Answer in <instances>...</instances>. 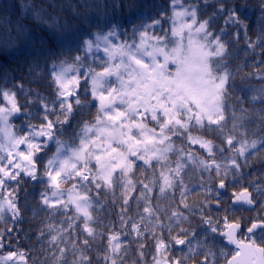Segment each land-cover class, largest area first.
Segmentation results:
<instances>
[{"label": "snow or ice", "instance_id": "snow-or-ice-1", "mask_svg": "<svg viewBox=\"0 0 264 264\" xmlns=\"http://www.w3.org/2000/svg\"><path fill=\"white\" fill-rule=\"evenodd\" d=\"M178 2L172 0L171 37L167 31L164 35L149 32L161 23L156 19L150 25L134 26L132 42H113L112 38L117 36L116 25L106 33L89 34L88 39L81 40L77 32L58 37L62 48L66 47L68 52L75 49L80 54L75 55L71 62L62 60L59 65L53 64L51 75L57 98L52 101V107L43 102V97L37 93L36 97L42 101L41 112L25 111L16 91L0 87V190H7L9 182L16 186L0 200V218L5 212H10L14 220L20 215L17 199L20 184L25 178L44 183L46 177L51 197L47 189L41 193L43 204L49 207L61 204L64 208L74 205L78 214L76 219H83V231L95 238L96 233L90 226L93 222L90 197L87 192L81 195L77 186L113 188L120 183L115 179L119 175L123 178L124 203L127 204L128 196L136 187L129 176L134 174L135 168L141 167L136 164L139 160L146 166L141 167L142 172L153 169L152 179L143 184L141 198L148 200L146 193H151L152 186L157 184L160 194L166 196L168 190L183 185V163L178 161L174 169L170 167L168 154L176 151L172 136L187 137L189 144H198L208 153L209 158L198 163L210 177L214 172L219 180L216 189L209 187L206 191H215L216 208L224 207L225 214L215 220L206 217L203 222L219 237L220 257L225 264H264V200L258 199L264 197V185L256 184L255 195L248 187L233 191L231 204H227V198L224 201L220 199L230 186H235L234 181L241 169L239 160L243 158L246 161L248 155L264 149V137L249 140V130L244 128L240 132L235 124L232 132L225 136V99L231 76L226 70L221 72L226 45L219 35L212 38L214 34L208 30L211 17L198 21L196 8L177 11L175 5ZM246 9V4L231 8L221 4L219 11L228 12L225 23L247 29L248 25L242 19ZM259 10L264 21V0H260ZM184 17H190V22ZM137 34L138 42L135 39ZM100 51L105 58L96 56L93 64L99 61L98 65L85 63L89 55ZM170 65L175 66L174 70ZM82 86L85 94L90 93L92 101L98 102L93 105L96 115L91 122L84 121L81 131L73 137V144L78 139V145L70 146L58 135H63L64 126L71 123L75 112L82 107ZM256 99L264 104V89H260L259 97H253V100ZM57 103L59 109L56 108ZM261 111L264 112V109ZM20 115L37 122L15 128L11 120ZM259 122L264 125V116H260ZM193 131L215 132L218 137H223L227 148L202 136H193ZM53 142L55 151L44 164V175H41L38 165L43 157L39 154L47 153ZM180 151L183 152V149ZM225 151L230 152V156L227 165H222L217 162L216 156ZM189 158L192 159L190 154ZM157 167L160 169L158 177ZM230 175L233 181L228 180ZM71 180H75L76 184L68 192V202L62 204L59 199L64 195L61 184ZM186 192V188H181L182 198ZM184 207L189 205L185 203ZM203 207H209V204L205 203ZM254 209V216L235 215ZM144 212L151 216L154 209L146 206ZM181 217V213L173 211L170 220L175 218L179 225ZM73 226L70 224V227ZM133 231L139 235V226L133 224ZM180 232L185 239L174 237L175 243L184 245L187 230L180 229ZM51 239L55 242L57 236ZM84 245L85 249L89 245L87 238ZM225 245L232 247L226 250ZM3 246L0 243V248ZM121 250L119 237L110 235L107 253L111 255L106 253L104 260L118 264ZM162 250L167 252L169 246L159 241L156 244L157 255ZM188 251L199 255L195 248L189 247ZM64 252L65 249H60L61 256L56 264H60ZM187 258V253L176 259L166 256L163 261L154 257V264H184ZM218 258L217 253L209 250L203 253L199 264H216ZM0 264H27V258L23 252L8 251L6 255H0ZM73 264L92 262L85 250H81V255Z\"/></svg>", "mask_w": 264, "mask_h": 264}, {"label": "trees", "instance_id": "trees-1", "mask_svg": "<svg viewBox=\"0 0 264 264\" xmlns=\"http://www.w3.org/2000/svg\"><path fill=\"white\" fill-rule=\"evenodd\" d=\"M9 2L10 6L3 9L6 0H0V39L6 41L7 36L12 37L11 41L15 45L7 44L5 49H0V87L16 91L19 103L25 106L24 110L31 109L33 113H39L42 109V101L36 97L37 93L49 107H52V101L57 98L56 85L51 75L53 64L59 65L62 60L71 62L75 55L80 54L75 49L68 52L66 47L62 48L58 37L77 32L81 40L88 39L89 34L106 33L116 25L117 36L112 39L119 43L125 40L132 42L134 26L150 25L153 19L160 20L161 23L149 29V32L164 35L167 31L171 37L172 0H9ZM20 3L29 4L31 12L36 10L42 13L41 19L32 17L27 11L21 15L23 11L20 12ZM221 4L228 8L246 4L247 9L242 19L248 25L247 29L225 23L228 12L219 11ZM259 5L260 0H179L175 5V10L186 8L191 11L193 7L196 8L198 21L212 18L208 29L214 34L212 38L219 35L226 45V53L221 61L223 65L221 72L226 70L231 73L225 99L227 106L225 136L232 132L235 124L240 132L244 128L249 130V140L264 137L262 130L264 125L259 122L260 116H264V112L261 111L264 104L260 99L253 100V97L260 96V89H264V26H262L264 21L261 20ZM18 17L20 22L16 21ZM135 39L138 42V34ZM250 44L252 47H249ZM96 56L105 58L103 53L94 52V55L88 56L85 63L98 65L99 61L93 64ZM80 99L82 107L75 112L71 123L64 126L63 135H58L59 139L70 146L78 145V139L73 144V137L81 131L84 121L91 122L96 115V107L93 105L98 102L92 101L90 93L85 94L84 86L80 89ZM89 101H92V104H89ZM56 108L59 109L58 103ZM36 122L26 119L24 115L11 120L15 128ZM241 125L243 127H240ZM57 128L60 126L57 125ZM192 135L202 136L216 145L227 148V145L223 144V137H218L215 132L193 131ZM172 142L176 151L168 154L170 167L174 169L178 161L183 163V185L175 190H168L166 196L160 194L157 184L152 186L151 193H146L148 200L141 198L143 184L152 179L153 169L148 168L142 172L141 167L146 166L139 160L136 164L141 167L135 168L134 174L129 176L136 187L128 196L127 204L124 203L123 178L119 175H116L115 179L120 183L113 188L77 186L80 194L87 192L90 197L92 203L90 211L93 217L90 226L96 233L95 238L89 237L83 231V219H76L78 214L70 204L68 208L62 207L61 204L54 207L43 204L41 193L47 189L46 177L44 183L25 178L20 184L17 199L20 215L14 220L10 212H5L0 218V243L4 245L0 248V255H5L8 251H20L25 254L27 264H56L57 258L61 256L60 249H65L60 264H73L81 255V250H85L92 264H110V261L104 260L108 238L110 235H117L122 249L117 258L118 264L121 262L154 264V257L163 261L166 256L176 259L186 253L188 258L184 260V264H199L203 259V253L209 250L217 253L219 257L216 264H224L223 257H220L219 237L203 222L206 217L210 216L215 220L225 214L224 207L219 210L216 208L215 191L212 193L206 191L209 187L216 189L219 180L215 178L214 172L210 177L198 163L201 159H208V153L198 144H189L187 137L172 136ZM180 149H183V152ZM54 151L53 142L47 153L39 154L43 157L38 165L41 175H44V164ZM189 154L192 159L189 158ZM229 156L228 151L217 153L216 160L222 165H227ZM239 163L241 169L234 181L235 186H230L220 197L221 201L227 198V204L232 203L233 191L248 187L255 195L256 184L264 185V149L248 155L246 161L240 159ZM92 164H95L94 161ZM159 171L157 167V177ZM228 180L233 181V177L230 175ZM73 184H76L75 180L62 183L61 191L67 194ZM9 185L7 190H0L2 192L0 200L16 187L14 183ZM88 188L91 190L87 191ZM181 188L187 189L184 198L180 194ZM47 191L51 192L50 189ZM258 199L263 200L264 197ZM63 203H67V200ZM185 203L189 205L188 208L184 207ZM205 203L209 204V207L204 208ZM146 206L154 209L151 216L144 212ZM173 211L182 214L179 225L176 224L175 218L170 220ZM255 214L256 210L235 215ZM70 224L74 226L70 227ZM133 224L139 226V235L133 231ZM180 229L187 230V242L184 245L175 243L174 237L185 239ZM52 236H57V241L53 242ZM85 238L89 240L86 249ZM159 241L167 244L169 250L167 252L162 250L161 254L157 255L156 244ZM194 246L199 255L189 253V247ZM225 249L227 250L226 247Z\"/></svg>", "mask_w": 264, "mask_h": 264}, {"label": "rangeland", "instance_id": "rangeland-1", "mask_svg": "<svg viewBox=\"0 0 264 264\" xmlns=\"http://www.w3.org/2000/svg\"><path fill=\"white\" fill-rule=\"evenodd\" d=\"M10 4V2H9V0H6V4H5V6H4V8L3 9H7L8 8V5ZM28 5L29 4H27V3H20V12H22L21 13V15H24L26 12H24V11H27V13H29L32 17H34V18H36V19H41V17H42V13H39L38 11H36V10H34V11H30L29 10V8H28ZM10 6V5H9ZM11 8H13V6L11 5ZM179 10H181V9H177V11H179ZM15 16H20V15H15ZM184 19L185 20H188L189 22H190V20H191V18L190 17H184ZM16 21L17 22H20V18L18 17L17 19H16ZM11 38L12 37H9V36H7V39H6V41H4L3 39H0V49H5L6 48V45L7 44H11V45H15L14 44V42L13 41H11ZM113 42L114 43H119V41L118 42H115L114 40H113ZM8 48V47H7ZM101 53H103V51H100ZM104 54V53H103ZM170 67L174 70V68H175V66L174 65H170ZM94 161V160H93ZM94 163H95V161H94ZM63 192V191H62ZM64 193V192H63ZM48 195L51 197V192L50 193H48ZM73 195H75V192L73 193ZM82 195V194H81ZM60 199V201H61V203L64 201V200H67V202H68V193L66 194V193H64V195L62 196V197H60L59 198ZM264 200V199H263ZM56 205H59V204H56ZM55 205V206H56ZM72 207H73V209H75V206L74 205H72V204H70ZM192 248H195V246L194 247H192ZM6 255V254H5Z\"/></svg>", "mask_w": 264, "mask_h": 264}, {"label": "water", "instance_id": "water-1", "mask_svg": "<svg viewBox=\"0 0 264 264\" xmlns=\"http://www.w3.org/2000/svg\"><path fill=\"white\" fill-rule=\"evenodd\" d=\"M228 247H232V246H228Z\"/></svg>", "mask_w": 264, "mask_h": 264}, {"label": "flooded vegetation", "instance_id": "flooded-vegetation-1", "mask_svg": "<svg viewBox=\"0 0 264 264\" xmlns=\"http://www.w3.org/2000/svg\"><path fill=\"white\" fill-rule=\"evenodd\" d=\"M224 264H225V261H224Z\"/></svg>", "mask_w": 264, "mask_h": 264}]
</instances>
